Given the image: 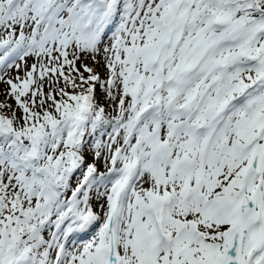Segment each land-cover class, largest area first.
<instances>
[{"label":"snow or ice","instance_id":"6c2138e0","mask_svg":"<svg viewBox=\"0 0 264 264\" xmlns=\"http://www.w3.org/2000/svg\"><path fill=\"white\" fill-rule=\"evenodd\" d=\"M0 264H264V0H0Z\"/></svg>","mask_w":264,"mask_h":264}]
</instances>
